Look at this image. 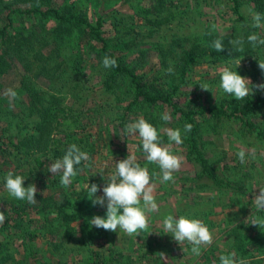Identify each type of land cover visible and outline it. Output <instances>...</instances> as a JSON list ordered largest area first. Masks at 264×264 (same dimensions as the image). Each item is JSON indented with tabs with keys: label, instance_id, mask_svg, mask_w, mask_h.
<instances>
[{
	"label": "trees",
	"instance_id": "obj_1",
	"mask_svg": "<svg viewBox=\"0 0 264 264\" xmlns=\"http://www.w3.org/2000/svg\"><path fill=\"white\" fill-rule=\"evenodd\" d=\"M95 3L97 7H89ZM244 5L250 14L244 13ZM253 12L264 14V0H0V212L5 215L0 264H149L154 259L165 264L162 251L149 248L148 237L128 236L123 242L117 231L91 225L93 216H106V202L92 204L86 183L94 178L83 174L84 161L67 187L60 184V174L52 177L47 171L70 144L88 145L84 151L92 154L88 130L93 119L85 102L97 95L92 111L105 97L109 105L104 108L117 120L119 160L129 151L126 117L137 113L157 124L154 111L165 110L182 131L180 148L192 171L183 177L188 181H182L183 191L193 198L198 192L193 186L219 193L243 188L231 175L244 165L238 157L231 156L229 164L221 163L223 155L210 158L198 119H233L242 133L255 132L264 139V128L254 121L264 90L236 101L222 89L211 94V85L205 84L209 90L198 87L203 78L193 74L197 66H226L246 57L258 59L254 76L262 72L258 62H264V45L253 47L247 41L252 32L264 38V27H251ZM241 37L243 50L236 51L230 41ZM216 39H222L221 51L212 48ZM105 56L116 59L118 67L105 69ZM150 60L155 66L148 72ZM169 67L174 71L164 75ZM7 88L19 95L12 107L4 95ZM185 123L193 125L186 134ZM252 159L243 170L252 166ZM9 171L25 176V187L35 185V204L8 193ZM37 237L45 240V248L31 245ZM16 248L22 254L17 258L12 254ZM254 251L264 254V247Z\"/></svg>",
	"mask_w": 264,
	"mask_h": 264
},
{
	"label": "rangeland",
	"instance_id": "obj_2",
	"mask_svg": "<svg viewBox=\"0 0 264 264\" xmlns=\"http://www.w3.org/2000/svg\"><path fill=\"white\" fill-rule=\"evenodd\" d=\"M96 6L95 4H89V7ZM244 9V13L250 14V7L244 5L242 6ZM221 20V19H219ZM218 20V23H220ZM228 23V22H227ZM234 26V25H233ZM153 38H156L153 36ZM264 55V54H263ZM243 58H237L233 60L232 62L226 64L224 66L223 64L219 65H213V66H197L195 67L196 72L193 74V76L196 78L199 76V80L202 77L201 83H199L198 87H201L205 84L211 85V94H216L217 91L220 88V72L223 68L227 67L230 70L237 71V73L241 76L247 77L250 79L252 84H260L262 82L261 75L264 78V74L262 72L258 74L257 76H254L253 72V65L256 63L255 58L246 57L245 60H242ZM240 60L239 66L236 68L237 62ZM155 65L153 64V61L150 60V65L148 64L145 69L146 71L150 72V70L153 69ZM166 69V68H164ZM158 71L155 70L153 75L158 76L156 73ZM164 75H167L168 72L166 70L163 71ZM253 72V73H252ZM14 74L10 73V75ZM14 76V75H13ZM166 79V78H165ZM193 86V84H191ZM201 85V86H200ZM194 91L192 92L191 97H194ZM99 98V95L95 96L93 100L87 99L85 102L86 109L88 110V113L92 116V127H89L88 130V140L92 142L91 151L92 154L90 155V160L83 163V169L82 172L84 175H86L88 178H94V180L91 182H87L86 184L91 185L92 183H95L98 185V192L96 193L97 196L103 195V187L106 185V181L101 178V175L98 171L101 170V168L107 164V169H105V175L111 173L114 171V165L115 161H119V156H116L118 151V144H120V132L118 129H114V126L117 122L116 118H111L110 115L107 113L108 109H105L108 107L107 99L103 97V99L100 100L99 107L104 108V110L101 113H98L99 107L92 111L94 107L96 106V103H99L97 100ZM183 100V97L177 98V102H181ZM103 102V103H102ZM102 103V104H101ZM92 111V112H91ZM257 116L254 118V121L256 125L260 128H264V103L255 109ZM165 110H155L154 113L156 115V120L158 121L157 124H152L157 128V130L161 133L162 137V143H168L166 135L163 134L164 128H178L177 124H174V119L171 118V121L169 123H165L160 119V115L163 114ZM140 116L137 113H131L128 115L127 118V124L134 122L136 119L140 118ZM198 129L199 133L201 134L202 139L205 141V149L207 155H209L210 158H218L219 156H224L220 161L221 163L226 162L229 164L231 162L232 158L231 156L237 158V153L243 149L246 152L250 151L251 149H256V157L261 156L260 159H264V139L258 138L255 135V132H246L242 133L243 131L240 130L239 124L236 122V120L233 119H221V120H214V119H204L200 118L198 119ZM78 137V135H77ZM140 139L138 136H130L127 137V145L128 146V152L134 153L137 157L138 163L142 167H147L150 173V176L152 177L151 182L155 185L154 189V196L156 199V202L159 205V212L150 214V220H149V229L148 231H151L149 234L142 233L143 236L149 238V248L151 249H159L163 253H165L166 257H168L167 264H181V261L183 262V258L186 255V253H189V251L181 250V245L177 243L171 234L164 233L163 229V220L167 215H173L176 218H179L181 216V212L184 214H188L193 210L202 208V207H212L214 204V201H211L207 197L200 198L202 195H209L213 197L215 193L213 194V190H199L197 188L200 187H192L193 191L198 190V192H195V196L193 198H190L185 191H183L184 185H182V181L184 183H188L187 180H184V176H189L192 174V171L190 170L189 163L184 158V155L182 154V149L180 148V145L173 144V152L177 155H180L183 157V163L181 165V168L178 172L174 173V182H167L162 183L160 179V169L158 165L148 163L144 153L140 150ZM87 146H83L80 148L81 150L88 149ZM251 157L246 158V162L244 164H241L239 162V165H244L248 167L250 164L248 163L250 161ZM235 161V160H232ZM244 166H242V171L235 170V172L231 175L233 179H235L236 184H243L245 185L246 190L248 189V196L249 198L245 200V198L237 197L236 194L233 196L234 199L230 200V204L223 206V208H226L227 212H233V217L235 218L236 225H238V230L233 231L234 233H230L228 237H224L225 239H228V243L230 241L238 242V243H247L250 246V252L246 255V260L249 262V264H264V254L259 253L258 251H254L255 248H258V246L264 247V226L258 227L256 225H253L249 223L251 220H253L256 216L264 217V212H258L255 208L253 198L255 195L259 194L260 188H264V181L255 180L252 178L253 174L260 173L258 170L256 172H253L249 169H244ZM259 166L255 167V169H258ZM41 169H44L46 171V168L44 166H41ZM225 171L229 172V170ZM155 174V175H153ZM249 176H251L252 180H249ZM181 178V180H180ZM261 178V177H260ZM264 180V178H261ZM181 182V187H179V183ZM167 189L170 192L166 193L165 195L164 190ZM178 190H181V194L177 193ZM238 194V193H237ZM179 195L180 197H178ZM208 196V197H209ZM232 196V197H233ZM221 198V197H218ZM216 198H213V200H216ZM3 187L0 186V204L3 202ZM189 200V201H188ZM247 201V202H246ZM92 202V201H91ZM2 205H4L2 203ZM250 214L247 217V214ZM182 214V215H183ZM230 215V214H229ZM238 223V224H237ZM5 232V231H4ZM239 233L237 235L236 233ZM118 238H120L123 242H125V239L129 236L126 234L123 230L118 229L117 230ZM141 236V235H140ZM135 237V236H134ZM21 237L17 238V241H20ZM156 240L160 241L161 248H158L159 244L156 242ZM169 241V242H168ZM32 246L34 248H45L46 242L42 237L34 238V240L31 242ZM134 244V241L132 242ZM187 243V241H186ZM167 246V251L165 250V247ZM39 250V249H38ZM14 257H20L22 256L21 250L16 248L14 252L12 253ZM237 253H235L236 255ZM26 259V258H25ZM29 262H32L30 258L27 257ZM25 261V260H24ZM159 260H151L149 264H158ZM22 263V262H21ZM24 263V262H23Z\"/></svg>",
	"mask_w": 264,
	"mask_h": 264
},
{
	"label": "clouds",
	"instance_id": "obj_3",
	"mask_svg": "<svg viewBox=\"0 0 264 264\" xmlns=\"http://www.w3.org/2000/svg\"><path fill=\"white\" fill-rule=\"evenodd\" d=\"M252 28L264 27V14L253 12ZM247 41L253 46L264 45V38L256 32L247 36ZM231 44L237 46L236 51L243 50L244 38L241 37ZM212 48L216 51L223 49L222 39H216L212 43ZM240 60L236 64L239 66ZM102 65L105 69L118 67L116 59L105 56L102 59ZM258 66L264 72V62H258ZM173 68L167 69L172 73ZM201 86V85H200ZM220 88L236 101H244L253 95L254 90H264V83L252 84L249 78L241 76L237 71L225 67L220 72ZM204 90H209L207 85L201 86ZM4 95L8 99L9 107H12L19 95L13 88H7ZM160 119L169 123L171 115L165 111L160 115ZM193 125L185 123L183 133L191 131ZM126 132L130 136H138L140 139V150L144 153L148 163L158 165L160 169V179L162 183L174 182V173L178 172L183 163V157L173 152V144L182 145L183 137L180 128H164L163 134L166 135L168 143H162L161 133L155 126L146 121L143 117L136 119L126 125ZM128 149V146H127ZM239 162L244 164L246 158L255 159L256 149L253 148L246 152L241 149L237 153ZM91 158L89 154L82 151L75 143L70 144L61 159L53 161L47 165V171L52 173V177L60 174V184L64 187L70 186L73 178L78 174L76 166L82 161L87 162ZM105 164L100 171L101 178L106 181L103 187V195L97 196L98 185L92 183L87 185L90 193L89 198L92 204L104 206L106 202V216H93L90 220L91 225L97 228H103L106 231L116 232L123 230L129 236H137L142 233L149 234L150 214L159 212L160 208L154 196L155 185L151 182L148 168L142 167L134 153L128 152L125 159L115 161L114 171L105 175ZM155 175V174H153ZM25 176L14 174L9 171L5 177V187L8 193L21 201L29 204L37 202V188L34 184L24 186ZM255 208L258 212H264V188H260L259 194L253 198ZM5 221L4 212H0V224ZM249 223L258 227L264 226V217L256 216ZM164 233L171 234L173 239L180 245L187 241L191 245V252L195 256L201 254L203 247L209 246L213 242V234L209 228L198 218H189L173 215H167L163 220ZM162 261L167 264L168 257L164 253H159ZM220 264H249L246 259L236 258L235 253L221 255Z\"/></svg>",
	"mask_w": 264,
	"mask_h": 264
},
{
	"label": "crops",
	"instance_id": "obj_4",
	"mask_svg": "<svg viewBox=\"0 0 264 264\" xmlns=\"http://www.w3.org/2000/svg\"><path fill=\"white\" fill-rule=\"evenodd\" d=\"M261 156L255 157V159H252V166H250L248 169L256 172L257 170L260 172L253 174L252 178L255 180L264 181L261 178H264V159H260ZM259 166L258 169H255V167ZM261 177V178H260ZM252 180V179H250ZM238 189V190H230L227 193H219L217 190H213V197L207 195H202L200 198H208L211 201H214V204L212 207H202L196 210L191 211L190 213H182L181 216H186L189 218H198L202 220V222L209 228V230L213 234V242L211 245L203 247L201 249V254L199 256H195L191 252V245L186 241L181 244V250L189 251V253H186V255L183 258V262L181 261V264H220L219 257L221 255H228L231 253H237L236 258L240 259H246V255L248 252H250V246L247 243H238L230 241L228 243V239L224 240V237H228L230 233H234L233 231H237L238 225H236L235 218L233 217V212H227L226 208H223V206H226L230 204V200L234 199V194L237 195L238 198L242 200L241 197L245 198L247 200L249 198L248 196V189L246 188ZM238 193V194H237ZM243 195V196H241ZM209 196V197H208ZM233 196V197H232ZM241 196V197H240ZM216 200H213V198H216ZM221 197V198H218ZM189 201V200H188ZM247 202V201H246ZM183 214V215H182ZM230 214V215H229ZM250 214H247V217ZM238 224V223H237ZM239 235V233H236ZM249 256V254H248Z\"/></svg>",
	"mask_w": 264,
	"mask_h": 264
}]
</instances>
